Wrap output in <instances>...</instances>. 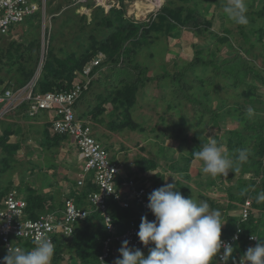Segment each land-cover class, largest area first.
<instances>
[{
  "label": "rangeland",
  "instance_id": "rangeland-1",
  "mask_svg": "<svg viewBox=\"0 0 264 264\" xmlns=\"http://www.w3.org/2000/svg\"><path fill=\"white\" fill-rule=\"evenodd\" d=\"M60 1L55 0L51 7H46L45 22L40 13V22L39 19H33L29 24L14 25L11 28L12 37L9 40H17L19 43L22 41V44L36 35L40 36L39 65L43 63V53L50 48L61 56L70 52L80 56L89 48L90 33H94L99 39L107 35L105 29H98L93 23L83 25L84 21H78L71 12H67L68 15L51 12L50 8H54ZM149 1L156 5L157 10L141 20H135L128 12L134 7L135 0H103L100 7L106 14L111 9L122 10L124 17L133 22H152L162 8L177 9L182 6L181 9L185 11L186 7L197 2V12L211 22V28L201 34L185 29H178L171 36H165L161 31L156 35L148 34L147 43L134 54L133 60L122 62L118 66L102 65L92 75L90 85L83 90L76 105L82 109V113L95 111L99 104L102 110L88 120L77 115L76 118L79 122L85 121L90 125L93 137L101 141L111 163L115 156L119 163L126 165L131 161L136 168L142 160L157 164L154 171L144 174L146 176L134 172L138 179L141 177L140 180L148 183V195L154 189L166 183H174L175 180L176 190L182 195L192 196L197 201H207L211 209L221 211L222 221H225L226 213L232 216L237 213L236 208L225 211L228 205L227 184L229 191L237 196H243V192L251 194V198L248 197L251 203L255 201V193L262 191L261 185L249 182L247 174H240L241 168L238 173L229 172L227 177L211 178L201 172V162L195 158L187 161L186 158H189L195 146L200 148L203 142L212 138L223 143L227 150V132L244 128L239 124V119L252 121L264 117V104L256 103L264 102V20L257 13L263 7L262 2L246 0L249 23L242 26L230 21L225 14L224 5H227L228 0H211L209 3L202 0ZM96 4L89 0L86 9L82 10L84 12L80 10L77 14H85L88 23L93 9L98 7ZM139 8L144 10L148 7L141 5ZM259 27L263 34L257 33ZM45 32L46 36L50 35V40L44 37ZM39 65L37 71H40ZM244 67L247 68L246 72L242 70ZM230 71H239V77L245 83L255 86L257 94L249 99L256 100L253 108L248 104L249 100L245 102V84L238 82V77L230 75ZM78 74L77 80L82 78ZM124 88L134 89L136 93L135 102L126 109L128 113L124 110L125 105L115 99V93L119 89L125 90ZM100 96L106 99L104 103L98 99ZM249 108L254 109L251 118L247 114ZM216 113L218 117L215 118ZM127 121L137 125L135 130H130ZM242 122L245 123L244 120ZM120 124L121 129L117 128ZM195 136L198 137L199 144L193 141ZM67 138L71 141V138ZM251 142L252 140L249 144ZM9 153L8 158L6 156L0 159V185H4L12 173L21 180V162L25 160L21 151L18 160L12 159L13 153ZM1 154L4 156L6 152H0V157ZM54 160L55 158L52 159L53 162ZM42 161L38 163L31 160L27 163L31 165L30 171H34H31L32 176L28 179L25 176L26 182L21 184V190L30 188L39 194L45 193L48 183L44 182L50 179L45 167L49 162L44 159ZM74 165L77 163L74 162ZM185 166L186 171L182 170ZM124 169L130 173L129 168ZM236 178H239L237 183ZM72 179L74 175H70L69 180ZM54 183L52 178V184H48V187ZM57 192L58 201H62L63 193ZM242 206L237 207L238 213ZM32 248L34 247H27L29 251ZM77 252V243L63 247L57 252V258L52 259V264H81ZM118 257L119 253H116L114 261Z\"/></svg>",
  "mask_w": 264,
  "mask_h": 264
},
{
  "label": "trees",
  "instance_id": "trees-1",
  "mask_svg": "<svg viewBox=\"0 0 264 264\" xmlns=\"http://www.w3.org/2000/svg\"><path fill=\"white\" fill-rule=\"evenodd\" d=\"M53 1L55 0H47L46 6L51 7ZM202 1L205 3L211 2V0ZM261 2L263 7L260 11L258 10L257 13L264 20V0H261ZM192 5L193 6H189V8L186 7L185 11H183L184 9H181L183 8L182 6L177 9L168 7L162 8V11L155 15L152 22H133V20L124 17L122 10L117 9H111L106 14V11L98 6L93 9L91 19L86 23V15L77 14L76 10L71 6V0H61L54 8H50L51 12H61L62 15H68L67 12H71L74 14L73 16L77 17L78 21H84L83 25L93 23L98 29H105L107 35L104 38L99 39L94 33H90L88 37L90 43L89 48L84 53L80 54V56H77L74 52L61 56L60 53L58 55L54 49L50 48V50L43 53V59L41 58L43 63L39 65L38 62L41 49V43L39 40L40 36L36 35L31 40L28 39L26 44H22V41L19 43L17 40H9V37H12V30L10 29L9 35L0 37V90L3 91L12 85L14 87L24 86L35 76L38 65L40 66V71L38 72L35 85L36 92L43 94L47 92L69 90L72 87V82L75 79L77 80L78 73H80L83 68L92 61V58H96L99 54L103 55L104 58L97 66L92 68L90 77H92L102 65L118 66L122 62L128 63L133 60L135 56L134 54H137L140 47L147 43L146 37L148 34L156 35L158 31H161L163 35L171 36L173 32H176L178 29L193 30L197 34L209 30L211 28V22L199 15L196 9L197 2H194ZM33 19H39L40 22V13H36L19 25H25L26 23L29 24ZM260 27L257 29V33L263 34L262 28ZM46 35L47 32H45V38L48 37V40H50V35ZM24 36L25 34L23 37ZM246 69L247 68L244 67L242 70L246 72ZM230 75L235 76L236 78L238 77L237 81L245 84L246 91L243 92L245 94L244 96L247 98L245 102L248 101L251 96L257 94L255 86L251 83H245L243 79L239 77V71H230ZM256 75L259 74L257 73ZM124 89L125 90L123 91L119 89L115 93V99L117 102H121L122 105H125L124 110H126L135 102L136 93L134 89ZM98 99H100V102L102 103L106 100L101 96ZM255 102L256 100L252 99L249 100L248 104L253 108ZM256 103L264 104V102ZM101 110V105H97L95 111L91 110L90 117L95 116V114ZM126 113H128V110H126ZM214 117H218V114L216 113ZM243 120L245 123L242 122ZM126 123L129 125L130 130H135L137 127V125H134L132 122L130 123V121H127ZM239 124H242L244 128L227 132L226 151L233 159H235L238 149L246 148L250 150L249 159L242 164L240 174L245 175L251 173L252 176L246 179L259 186L261 185L260 187L262 191H264V178H261V180L257 182L259 176L264 172V167L262 166V162L264 161V117L252 121L249 119H239ZM128 125L125 127H128ZM121 127V124L117 126L119 129H121ZM253 136L256 138H253ZM55 137H57V139L60 138V136L57 135H54L53 138ZM61 137L63 138V136ZM250 140H252V144H249ZM193 141L197 142V144L200 143L198 142L197 136L193 138ZM199 150L200 148L195 146L191 150L189 158H186V160L189 161L188 159L190 158L194 159L193 152ZM126 166H129L130 168V165L128 164H126ZM137 166V173L146 176L144 174L154 171L157 164L152 161L142 160ZM182 170L186 171V166L183 167ZM120 178L121 177H117L118 182L120 181ZM135 179L140 180L141 177ZM235 180L237 183L239 178H236ZM142 181L144 182V180ZM238 184L240 183L238 182ZM94 190L95 186L92 184L91 176L89 175L85 180V184L81 187L77 186L76 181V187L67 198H72L77 206L86 207L88 206L87 195ZM227 193L228 205L225 211L234 210L239 205H243L246 198H251V194L248 192H243V196H237L227 189ZM259 193H255V201H252L251 203L250 214L247 221L241 224L243 232L240 241L235 247H233V251L231 252L233 260H237L239 256L244 255L247 246V237L249 235L254 234L258 239L264 240V228L260 229L257 226L259 221H261L259 223L264 222V202L258 203L256 200ZM239 200H241V203H238ZM25 201L27 203L26 212L30 218H35L40 212H46L49 209L46 207V199L35 193H31ZM253 211H257L259 215L256 217L253 214ZM110 212L113 220L118 224L120 229L126 227L127 221L131 217L136 215L139 217L143 216V211L139 206L135 205L134 207L130 206L128 209H121L114 202L110 203ZM234 215L235 216H232L227 213L225 215L224 219L228 222L222 231L224 236H230L232 232H234L236 225L240 223L239 215ZM105 237L106 232L102 224V219L98 213L94 211L90 216L80 221L70 238H55V252L53 258L54 260L57 258V252L63 247L67 248V246L76 245L77 243V253L79 254V260L82 261L81 264H84V262L88 264H97V256L101 251L102 242ZM27 247H31V245L26 244L22 246L23 250L29 251ZM91 249L95 251L91 252Z\"/></svg>",
  "mask_w": 264,
  "mask_h": 264
},
{
  "label": "built area",
  "instance_id": "built-area-1",
  "mask_svg": "<svg viewBox=\"0 0 264 264\" xmlns=\"http://www.w3.org/2000/svg\"><path fill=\"white\" fill-rule=\"evenodd\" d=\"M47 0H0V37L9 35L14 25L25 22L36 13H42L45 22V9ZM89 0H71V6L76 13L84 12ZM96 6H102L103 0H93ZM101 2V3H100ZM45 36V34H44ZM44 42H42V49ZM104 56L99 54L94 60L87 64L80 72L81 79L74 80L69 90L59 92L38 93L35 85L38 74L22 87L13 85L3 91L0 90L1 114L21 109L25 106L28 117H35L42 112H52L51 133L57 136L69 137L78 150L79 159L82 162L81 171L77 180V186L85 184L90 175L95 190L88 193V206H77L72 198H65L62 209L51 210L38 214L35 218L27 215V203L23 198L17 196L14 191L8 192L0 202V260L7 255L9 246L20 247L30 244L35 247L38 237H47L54 244L55 238H70L75 227L92 212H97L102 219L106 237L102 242V248L97 256V264H114V257L119 253L118 249L122 242L129 241V247L134 250L148 252L139 240L137 232L141 217L133 216L127 221L124 229H120L113 220L110 212V203H116L121 209H128L132 204L139 206L149 221L154 220V215L147 208L148 186L142 180L134 177H121L119 164L108 160V153L102 144L92 134V129L87 122H79L76 118L74 106L91 81L90 73ZM264 167V161L262 162ZM264 178V172L259 176L257 182ZM251 200L245 199L239 212V224L230 236L221 235L222 241L229 243L232 248L240 241L243 232L241 226L246 222L250 214ZM109 225H111L109 227ZM238 239H234L237 237ZM252 234L247 237L246 250L254 247L256 240L251 239ZM258 239V238H257ZM55 246V244H54ZM245 250V251H246ZM223 253V249H221ZM231 255V254H230ZM243 256L237 260L229 257L226 264H242ZM218 264H225L219 260Z\"/></svg>",
  "mask_w": 264,
  "mask_h": 264
},
{
  "label": "clouds",
  "instance_id": "clouds-1",
  "mask_svg": "<svg viewBox=\"0 0 264 264\" xmlns=\"http://www.w3.org/2000/svg\"><path fill=\"white\" fill-rule=\"evenodd\" d=\"M247 11L246 0H228L224 7L228 19L242 26L249 23ZM247 114L251 118L254 109L249 108ZM193 156L201 162L203 174L211 178L227 177L229 172L240 171L241 165L249 159L250 150L238 149L233 159L225 145L212 138L203 142ZM176 189L174 180V183L154 189L147 197V208L154 220L149 221L143 215L137 232L140 242L148 248L147 255L139 248L129 247V241L125 240L118 249L119 257L114 264H218L219 260L226 264L233 248L221 239L222 226L226 223L222 221L221 211L211 209L207 201L185 197ZM256 200L264 202V191ZM250 238L257 243L245 251L242 264H264V240L255 236ZM54 252L55 246L49 238L38 237L30 251L10 245L0 264H52Z\"/></svg>",
  "mask_w": 264,
  "mask_h": 264
},
{
  "label": "crops",
  "instance_id": "crops-1",
  "mask_svg": "<svg viewBox=\"0 0 264 264\" xmlns=\"http://www.w3.org/2000/svg\"><path fill=\"white\" fill-rule=\"evenodd\" d=\"M26 109L27 107L25 105L21 107V109H16L15 111L2 115V105H0V152H6L4 156L1 154L0 159H4L6 156L8 158L10 151L13 153L11 158L18 160V156L20 155L19 152L21 151V156H23V159L25 160L24 162H21V180L15 178V175L12 173L10 179L4 185H0V202L10 191H14L18 197L23 198L24 200L34 192L46 199V207L49 208L48 211L62 209L63 200L67 198L76 187V181L80 175L82 162L79 159L78 150L76 149L74 142L72 140L69 141L67 137L62 138L60 136V138L58 137L59 139H57V137L53 138L54 134H52L50 130L53 118L52 112H42L31 118L27 116ZM74 110L77 116L85 117L87 118L86 120L90 118L89 114L91 110H89V113L88 111L82 113V109L78 105L74 106ZM48 158L50 161H48ZM53 158H55L54 162L52 161ZM42 159L49 162L45 168L50 179L44 183L52 184V178H54L55 183L49 187L47 184L45 186L47 189L45 193L42 194H39L37 193L38 191L30 188L21 190V184L26 182L25 176H27L28 179L32 176L31 171H34V169L30 171L29 168L31 165L29 166L27 163L31 160L41 163L43 162ZM74 162L77 163V165H74ZM113 162L118 163L119 166H121V178L137 177L135 174L137 173L138 168L135 167L133 162H128L130 168L119 163L118 158L115 156ZM124 168H129L130 173H127ZM19 172L20 171H18V173ZM68 173L74 175V179L69 180L70 175L68 176ZM251 176V173L247 174V178ZM13 177L15 178L14 180ZM226 187V190L229 189L228 184ZM56 190L63 193L62 201H58L59 194ZM238 211L239 210L236 208L237 213ZM253 214L256 217L259 215L257 211H253ZM225 225L226 223L223 225V228ZM257 226H261L260 229H263L264 222L257 223Z\"/></svg>",
  "mask_w": 264,
  "mask_h": 264
},
{
  "label": "bare ground",
  "instance_id": "bare-ground-1",
  "mask_svg": "<svg viewBox=\"0 0 264 264\" xmlns=\"http://www.w3.org/2000/svg\"><path fill=\"white\" fill-rule=\"evenodd\" d=\"M153 2H155V1H153ZM134 4L136 6L139 5V7H141V5H144L145 8L148 7L146 9L142 10L139 7H136L134 5V7L132 9H129L128 12H129L130 16L133 17L135 20L145 19L150 14H152L155 10H157L156 5L151 3L149 0H135Z\"/></svg>",
  "mask_w": 264,
  "mask_h": 264
}]
</instances>
